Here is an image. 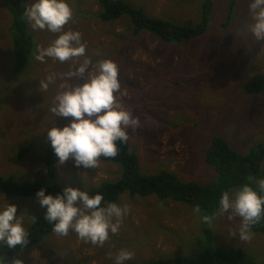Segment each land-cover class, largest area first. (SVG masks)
<instances>
[{
	"label": "rangeland",
	"instance_id": "rangeland-1",
	"mask_svg": "<svg viewBox=\"0 0 264 264\" xmlns=\"http://www.w3.org/2000/svg\"><path fill=\"white\" fill-rule=\"evenodd\" d=\"M125 1L150 16L173 21L195 23L201 16L202 0ZM26 2L31 6L32 0ZM68 2L73 16L65 30L81 33L93 63L112 60L119 67L120 104L140 121L137 128L128 130V143L142 174L167 170L183 181L217 182L218 173L205 160L215 136L224 137L242 154L256 142H264V93H241L243 84L264 73V40L257 41L251 32L249 0H235L228 22L230 0H212L202 35L166 43L145 31L132 35L127 17L99 21L97 0ZM9 19V9L0 0V175L50 185L44 152L52 147L46 130L69 120L49 109L75 65L36 59L38 46L47 47L58 35L44 30V35H36L34 57L18 72L12 71L6 35ZM52 74L56 79L44 91L39 83ZM28 144L32 148L18 159L19 149ZM56 174L55 182L64 187L93 188L119 177L121 168L101 160L96 168H77L72 160L59 163L56 156ZM7 202L17 205L26 229L45 213L37 197L0 194V204ZM117 204L128 211L119 231L103 246L85 242L72 231L60 236L52 230L35 246L11 256L0 244V257L6 264H115L118 252L127 249L134 255L126 264H144L164 256L194 260L208 246V230L218 247L242 249L257 264H264V232L250 229L251 239L241 240L239 217L228 219V213L219 211L215 219L206 221L203 210L155 195L131 196L128 191Z\"/></svg>",
	"mask_w": 264,
	"mask_h": 264
},
{
	"label": "clouds",
	"instance_id": "clouds-1",
	"mask_svg": "<svg viewBox=\"0 0 264 264\" xmlns=\"http://www.w3.org/2000/svg\"><path fill=\"white\" fill-rule=\"evenodd\" d=\"M25 15L34 30H47L58 34L47 47L38 46L36 59L58 60L61 64L72 62L75 66L67 73L68 79L60 85V91L50 111L56 117L69 122L48 128L47 139L58 157L59 163L72 160L77 168L93 169L100 157H115L119 152L118 142H127L128 130L139 126V118L121 106L119 95L121 83L119 67L112 60L93 63L87 56V46L79 31L65 30L72 19L73 11L68 0H32ZM251 32L257 41L264 40V0H249ZM79 58H83L82 61ZM56 79L49 75L39 87L46 91ZM76 80V83L70 81ZM36 197L45 209L44 219L52 224V230L60 236L70 231L93 245L103 246L110 235H115L121 226L127 207L116 203L102 205L103 195L91 194L88 189L66 186L55 195L41 187ZM199 211V208H196ZM220 213H228V219L239 217L242 224L239 238L251 239V226L264 217V179L257 187L242 184L236 189L225 190L219 200ZM204 220H209L205 216ZM29 233L17 205L0 204V243L9 248L24 246ZM133 252L121 249L115 264H126ZM0 264H6L0 257ZM16 264H22L17 261Z\"/></svg>",
	"mask_w": 264,
	"mask_h": 264
},
{
	"label": "trees",
	"instance_id": "trees-1",
	"mask_svg": "<svg viewBox=\"0 0 264 264\" xmlns=\"http://www.w3.org/2000/svg\"><path fill=\"white\" fill-rule=\"evenodd\" d=\"M9 9V23L6 35L10 41L13 65L12 71L18 72L36 51V35H44V30H34L25 12L30 7L26 0H4ZM99 12L96 17L103 23L112 22L127 17L131 23L132 35L145 31L163 42H186L202 35L208 25L212 9V0L201 1L200 19L193 22H179L162 17L150 16L142 7H134L125 0H97ZM235 0H230L226 17L231 18ZM226 22V23H227ZM224 26L226 24H223ZM242 94L264 93V73L259 74L241 87ZM119 152L115 157H100L99 160L119 164L121 174L114 180L103 181L93 188H85L91 194L97 192L103 195L102 205L118 202L119 196L128 191L131 196L155 195L159 199H171L204 211V217L212 221L219 213V200L225 190L238 188L242 184L257 187V181L264 179V142L253 144L248 153H239L222 136H215L206 149L205 160L218 173L217 182L198 184L193 181H183L171 171L162 170L155 174H142L139 171L138 159L129 149V143L118 142ZM32 148L31 144L22 146L18 151V159L23 158ZM44 166L47 176L53 181L46 185L38 180H15L12 175H0V194L7 196L36 197L41 187L48 192L57 194L65 188L56 183V154L52 148L44 152ZM251 230L264 232V217L251 226ZM28 242L24 246L9 248L0 243L6 255L11 256L41 242L52 231V224L37 217L27 228ZM208 246L191 260L183 256H164L145 262L144 264H257L254 259L242 249H224L213 243L212 235L206 230Z\"/></svg>",
	"mask_w": 264,
	"mask_h": 264
}]
</instances>
